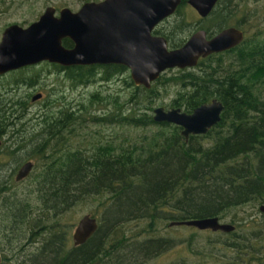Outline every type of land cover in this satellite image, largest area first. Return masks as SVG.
Returning a JSON list of instances; mask_svg holds the SVG:
<instances>
[{"label":"trees","instance_id":"obj_1","mask_svg":"<svg viewBox=\"0 0 264 264\" xmlns=\"http://www.w3.org/2000/svg\"><path fill=\"white\" fill-rule=\"evenodd\" d=\"M187 2L182 0L175 13L180 12ZM226 2L219 0L207 18L209 20L205 19L204 26L209 32L232 24L233 14L228 16L225 12ZM173 15L168 16L166 22L172 23L170 18ZM174 23L168 24L162 30L164 32L159 31L160 28L155 31L164 34L176 46L186 39L180 36L186 26L185 16ZM260 33L247 32L235 48L202 57L196 68H182L171 71L172 74L167 71L149 88L135 85L131 76L126 77L135 88L124 101L120 95L105 96L100 90L92 93L91 102L97 100L107 110L103 114L91 115L90 121L135 126L159 124L160 128L140 139L128 138L127 144L97 138L91 142L89 152L80 147H58L46 165L48 175H43L42 199L46 207H41L40 212L29 200L16 201L15 196L10 197L13 194L6 197L0 213L5 226L15 227L20 217L25 218L22 223L28 224L32 230L38 224L40 226L38 232L33 231L35 236H42V249L36 253L38 264H132L134 258L128 259L123 253L125 250L133 256L138 253L143 262L156 260L178 245L174 237L159 232L161 222L212 216L223 219L232 210L248 205L260 207L264 203V35ZM64 44L71 46L73 41L66 37ZM66 67V76L74 85L88 84L97 79L100 72V78L107 80L115 72H124L128 68L118 63ZM38 75L37 72L26 77L17 75L11 85L18 84L23 77L28 84L34 85L39 80ZM169 82L179 84L171 107L180 106L192 111L201 103L217 97L225 105L222 119L206 133H192L188 139L182 134L181 125L155 120L153 103L159 96L157 83ZM47 101L51 100L48 98ZM111 102L114 107L108 109L107 104ZM28 106L24 97L11 95L10 117L0 120V133L9 129L22 135L28 128L18 115L24 114ZM83 108L86 105L81 102L80 109ZM67 112L72 113L71 110ZM70 117L46 114L39 134L45 133V142L52 139L56 145H67L69 137L64 129L69 127L67 132L72 133L76 126V117L69 120ZM42 146L38 153H44ZM17 151L10 149L9 153ZM97 197L100 205L105 207V214L102 217L94 211L90 214L98 219L99 228L87 242L75 246L67 214L73 205L87 199L97 200ZM262 216L259 221L252 219L247 223L234 217L231 223L236 225L235 231L217 233L232 238L234 247L249 245L261 252L264 245L258 241L264 231V213ZM136 219L149 220L147 227L142 229L147 233L144 239H139V234H128L126 230L129 221ZM241 226L245 227L241 236L247 239L235 241L240 236L237 229ZM0 230H3L1 226ZM24 234L21 233L20 238ZM197 234L192 233L190 247ZM4 243L9 244L7 248L13 244L10 238ZM2 245L0 239L3 264H11ZM25 248L26 245L19 250ZM251 260L264 264V253H253L250 263ZM181 262L188 264L185 257ZM245 264H248L247 260Z\"/></svg>","mask_w":264,"mask_h":264},{"label":"rangeland","instance_id":"obj_2","mask_svg":"<svg viewBox=\"0 0 264 264\" xmlns=\"http://www.w3.org/2000/svg\"><path fill=\"white\" fill-rule=\"evenodd\" d=\"M86 0H0V39L4 28L13 22H18L21 24H29L30 22L37 19L40 14L45 10V8L54 4L58 8L64 5H68L73 9H78L82 3ZM227 1L224 4L230 3V8L226 7L225 12H233L232 23L241 21V26L244 27L250 34L260 33L264 35V0H223ZM229 2V3H228ZM221 6L223 4L221 3ZM185 16L186 26L180 36L187 37L190 35L197 22H203L201 15L197 10L189 3L183 5V9L180 12H176L171 18L172 23L167 25L175 24V20L182 19ZM211 24L214 21L210 22ZM165 24V23H164ZM179 27V23H177ZM181 32V28H178ZM196 68V67H193ZM35 72L39 73V81L33 86L22 84L18 87V84L11 85V82L15 76L23 75L29 76ZM173 72L169 71L168 74ZM102 73H97V79L93 80L88 84H80L72 86V81L66 77L64 72L56 71L53 66L47 62H39L28 67L22 68L17 72L10 71L7 75L0 77V90L3 92L5 88H8V96L16 95V97H24L29 101V107L25 113L24 125L28 129H25L22 136L16 137L18 140H24L27 145L21 147V149L15 153H7V147L0 148V179H3L4 183H9L6 194H13L10 197L15 196V200L22 201L29 200L32 206L37 210H41V207H46L43 203V183L42 179L44 174H42L43 165H49L50 159L54 156V148L69 146L70 148H84L90 151L91 142L101 138L103 140H116L115 142L125 144L129 142V139H140L145 134H150L153 130L160 128V125L152 126H135L129 124H105L100 122L90 121V116L93 114H103L107 109L104 105H100L99 101L93 100L91 102V95L93 92L100 90L103 95H120L121 101L127 98V96L132 92L135 86L131 83H126L123 78L130 77V71H124L119 77H112L108 80H102ZM127 79V78H126ZM129 82V79H127ZM13 86V89L10 88ZM16 88V89H15ZM157 88L159 89V96L155 99L153 106L154 108L159 105H163L166 108H170V104L177 94L179 89V84L174 82H169L167 84L157 83ZM43 91L44 95L41 99L33 101L31 99L30 92ZM17 93V94H16ZM49 100L51 101H47ZM54 102V103H53ZM83 102L86 108L80 109V103ZM48 103V104H47ZM53 103L52 105H49ZM58 103V104H57ZM70 104V107L74 108L73 111L75 119V131L70 133L67 132L69 127L64 129L66 135L69 137L66 144H54L55 140H48L43 144L44 153H38V149L34 148L38 143L44 142L45 133L36 134L29 136V134L36 132L39 133L41 126L43 125V118L46 114L48 115H59L60 105ZM108 109L113 108V103L107 104ZM154 111V109H153ZM152 112V110H151ZM84 120V121H83ZM24 138V139H23ZM15 140V139H13ZM31 141V142H29ZM62 149V150H63ZM27 159H32L35 163V167L30 174V177L22 182H17L12 176V180L8 181L11 177L10 174L14 166L21 164ZM7 177V178H6ZM6 178V179H4ZM1 184V183H0ZM49 185V184H48ZM97 200L87 199L80 203L73 205L67 214L68 223L71 228V235L74 228L79 221V219L90 211H94L98 217H102L105 214V207L100 205L99 197ZM5 201H0V207ZM6 208V207H5ZM4 208V210H6ZM17 209V208H16ZM34 210V211H35ZM33 211V215H34ZM42 212V211H41ZM263 213L259 210L258 206L248 205L241 209L232 210L227 214L222 221L232 222V219L236 217L241 220L242 223H247L249 220H261L263 218ZM1 217L0 226L3 230H0L1 240L4 246L5 253L9 255V261L11 264H38L36 259V253H39L42 241L41 234L34 235L38 232L40 226L38 224L33 230L29 228V225L22 223L25 218L20 217L18 219V225L15 227L5 226L4 220ZM147 219H136L129 221L126 226L128 234L133 233L134 235L139 234V239H144L147 236L146 232H142L143 228L147 227ZM33 225V223H32ZM31 225V226H32ZM244 226L238 227L237 232L240 236L235 238V241H244L247 238L242 237L244 235ZM159 232L164 236L174 237L178 245L158 257L156 260H146L143 262V258L136 253H130L129 250H125L123 253L128 259H132V264H184L181 262L182 257H185L188 264H245L246 260L248 264H260L258 260H251L250 257L255 253L256 255H262L264 253V248L260 252L259 250L251 248L249 245H242L239 247L232 246V238H227L225 234L220 235L212 230H200L196 227L187 225H176L170 226V222L160 223ZM198 233L193 239L190 247V237L192 233ZM21 233H25L21 238ZM3 234V235H2ZM8 234L9 237L6 235ZM11 240L9 244H5V240ZM29 241H31L30 244ZM43 243V242H42ZM264 245V231L261 232L259 236L258 244ZM24 245L26 248L24 251L21 249ZM72 245V244H70ZM12 246V247H11ZM41 246V247H40ZM14 247V248H13ZM13 248L14 250H12ZM40 257V256H38ZM135 257H137L135 259Z\"/></svg>","mask_w":264,"mask_h":264},{"label":"water","instance_id":"obj_3","mask_svg":"<svg viewBox=\"0 0 264 264\" xmlns=\"http://www.w3.org/2000/svg\"><path fill=\"white\" fill-rule=\"evenodd\" d=\"M182 0H87L78 9L68 5L59 9L48 5L27 25H7L0 40V73L44 60L62 65L117 62L127 65L136 84L152 86V81L169 67L196 65L201 56L231 48L245 38L241 27L228 26L212 37L205 29L196 30L178 47H170L165 35L153 32L165 17L174 13ZM218 0H188L201 16H207ZM73 41L64 44V38ZM42 96L36 93L34 99ZM224 103L214 97L186 111L180 106L154 108V119L182 126V134L206 133L222 118ZM2 139L0 138V144ZM26 161L17 179L33 167ZM264 213V203L259 207ZM187 225L200 230L231 233L236 225L218 216L171 221L170 226ZM99 221L90 213L83 215L72 233L75 246L87 242L98 230ZM2 254L0 252V264Z\"/></svg>","mask_w":264,"mask_h":264},{"label":"flooded vegetation","instance_id":"obj_4","mask_svg":"<svg viewBox=\"0 0 264 264\" xmlns=\"http://www.w3.org/2000/svg\"><path fill=\"white\" fill-rule=\"evenodd\" d=\"M87 1V0H86ZM219 1V0H218ZM218 1H217V3L215 4V6L213 7V9L210 11V13L218 6ZM85 2V1H84ZM83 2V3H84ZM82 3V4H83ZM180 5V4H179ZM65 6V5H64ZM62 7V6H61ZM194 7V6H193ZM227 7H229L230 8V4H229V6L227 5ZM178 8V7H177ZM195 8V7H194ZM59 9L60 8H58L57 9V11H56V14H59ZM196 9V8H195ZM74 10H76V9H74ZM177 10V9H176ZM197 10V9H196ZM197 12H198V10H197ZM199 13V12H198ZM210 13L207 15V16H201L202 17V19L203 20H205V19H207L208 17H209V15H210ZM173 14H175V12L174 13H172L171 15H173ZM233 14V12H228V16L229 15H232ZM171 15H169V16H171ZM201 15V14H200ZM234 15V14H233ZM232 15V16H233ZM168 17V16H167ZM167 17H165L161 22H159L155 27H154V30H153V32L154 33H156V34H160V35H164V34H162V33H157L155 30H157V28H160L159 29V31H162L164 28H166L167 27V22H166V19H167ZM168 19H169V17H168ZM209 19H207V21H208ZM169 21V20H168ZM207 21H203V22H197V25H196V27H195V29H194V31L192 32V33H194L196 30H199V29H205L206 31H207V33H208V37H212L213 35H215L216 33H218L219 31H221L222 29H224V28H226V27H228V26H232V25H234V26H238V27H241L243 30H244V32H245V36H246V34H247V30L244 28V27H242L241 26V21H238V22H235V23H232V24H229V25H226V26H223V27H221L220 29H218V30H215V32H209L208 31V29L207 28H205V26H204V24L205 23H207ZM165 23V24H164ZM239 24V25H238ZM24 25V24H23ZM27 25V24H26ZM162 32H164V31H162ZM192 33L190 34V35H188V37H186V39H185V41L182 43V44H179V45H174L173 43H171V41H169V45H170V47H178V46H181V45H183L185 42H186V40L192 35ZM1 38H2V35H1ZM1 40V39H0ZM169 40V39H168ZM243 41V40H242ZM241 41V42H242ZM240 42V43H241ZM239 43V44H240ZM238 45V44H237ZM72 46V45H71ZM236 46V45H235ZM234 47V46H233ZM232 48V47H231ZM228 49H230V48H228ZM225 50H227V49H225ZM225 50H221V51H225ZM221 51H218V52H221ZM213 53H215V52H213ZM212 54V53H211ZM208 56V55H207ZM202 57H206V56H201L200 58H199V61H200V59L202 58ZM46 61H48V60H44V62H46ZM199 61H198V63H199ZM42 62V61H41ZM49 62H51V61H49ZM55 63H57V62H55ZM114 63H117V62H109V63H101V64H105V65H109V64H114ZM198 63L196 64V65H198ZM36 64V63H35ZM58 64H60V63H58ZM94 64V63H93ZM118 64H123V63H118ZM74 65H77V64H72V65H62V64H60V65H52L51 64V66H53L54 68H55V70L56 71H59V72H64L65 73V75H66V70H68V67H66V66H74ZM196 65H193V66H185V67H179V66H175V67H169V68H167L166 70H164L161 74H160V76L163 74V73H165V72H167V71H177V70H179V69H182V68H184V69H189V68H193V67H195ZM127 66V65H126ZM24 67V66H23ZM18 69H22V67H20V68H17V69H13V70H10V71H18ZM126 70H129L130 71V74H131V70H130V68L128 67ZM125 70V71H126ZM10 71H7V72H5V73H0V77H2V76H5V75H7ZM123 72L122 71H120V72H115L114 74H112L110 77H108V79H111L113 76L114 77H119L120 78V76H122L121 74H122ZM160 76L158 77V78H160ZM67 77V76H66ZM68 78V77H67ZM131 78H132V76H131ZM157 78V79H158ZM71 81H72V79L71 78H69ZM107 79V80H108ZM157 79H155V80H153L152 81V84L154 83V81H156ZM126 81V83H131V82H128L127 81V79H126V77L125 78H123V81ZM134 83H135V85H138V84H136V82H135V80L132 78L131 79ZM39 81V80H38ZM22 84H27V85H29V86H33L32 84H28L27 83V81H26V79H25V77H23L22 78V81H20L19 83H18V87H20ZM35 84H37V82L35 83ZM34 84V85H35ZM80 84H84V82H81V83H79V85ZM72 86H74V83H73V81H72V84H71ZM140 85H142V84H140ZM144 86V85H143ZM8 88H5V91L6 92H3V91H1L0 90V120H2V119H4V118H9L10 117V105H11V96H8L7 95V93H9V85L7 86ZM16 89V88H15ZM39 92H42V96L41 97H39V98H37V99H34V95L36 94V93H39ZM17 94V93H16ZM29 95H31V99L33 100V101H36V100H39V99H41L42 97H43V95H44V92L43 91H37V92H30L29 93ZM29 102V101H28ZM58 104V103H57ZM29 107V106H28ZM28 109V108H27ZM73 107L71 108L70 107V104H64V105H60V113H59V115H56V116H63V117H66L67 118V116H71L70 118H69V120L72 118V120L74 119V111H73ZM70 111L71 110V112L72 113H65L66 111ZM26 113V112H25ZM25 113L24 114H19L18 116L20 117V118H25ZM34 133V132H33ZM33 133H31V134H29V136H33L34 134ZM39 134V133H38ZM20 137V136H22V135H20L19 133H17V132H15V131H12V130H5V131H3V132H1L0 133V138L2 139V143L0 144V148L2 149V147L4 146V148L5 147H7V153H9V150L10 149H17L18 151L21 149V147H23V146H25V145H27L28 143L26 142V143H24L23 145H21V146H19L20 144H22L23 143V141L24 140H29V138L28 139H24V140H18L16 137ZM13 139H15V140H13ZM46 140L44 139V142H45ZM29 142H31V141H29ZM43 144L42 143H38L36 146H34V148H39L40 146H42ZM43 147V146H42ZM44 148V147H43ZM56 149L57 148H54L53 150H55L56 151ZM17 151V152H18ZM28 160H32V159H27V160H25V161H23L21 164H19V165H17V166H14L13 167V170H12V172H11V174H10V176L11 177H9L8 178V181H11L12 180V176H14V179H15V181H17V182H22V181H25L26 179H28L29 177H30V174L32 173V171H33V169H34V167H35V163L33 164V167L30 169V171H29V173L25 176V177H23L22 179H20V180H18L17 179V174H18V171H19V169L21 168V166L26 162V161H28ZM33 161V160H32ZM34 162V161H33ZM46 165L47 164H45V165H43V168H42V174H44V175H48V168H46ZM43 176V175H42ZM7 178V177H6ZM6 178H4V179H6ZM1 181H3V179H0V201L1 200H3V201H6V197L7 196H9V194H6L7 193V190H8V192H9V183H4V182H1ZM9 184V185H8ZM4 205H5V202H4V204L0 207V213H2V208L4 207ZM3 235V234H2ZM2 238V236L0 235V239ZM31 243V241H29V243L28 244H30ZM0 252H1V254H2V263L1 264H3V259H4V251L0 248ZM8 260L9 261H11L9 258H8ZM10 263V262H9Z\"/></svg>","mask_w":264,"mask_h":264},{"label":"bare ground","instance_id":"obj_5","mask_svg":"<svg viewBox=\"0 0 264 264\" xmlns=\"http://www.w3.org/2000/svg\"><path fill=\"white\" fill-rule=\"evenodd\" d=\"M235 48V47H234ZM217 53H219V52H217ZM222 119V118H221Z\"/></svg>","mask_w":264,"mask_h":264}]
</instances>
